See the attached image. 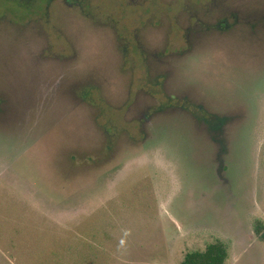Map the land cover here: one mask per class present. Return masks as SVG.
Returning <instances> with one entry per match:
<instances>
[{"label": "rangeland", "instance_id": "rangeland-1", "mask_svg": "<svg viewBox=\"0 0 264 264\" xmlns=\"http://www.w3.org/2000/svg\"><path fill=\"white\" fill-rule=\"evenodd\" d=\"M48 1L0 0V264H264V0Z\"/></svg>", "mask_w": 264, "mask_h": 264}, {"label": "trees", "instance_id": "trees-1", "mask_svg": "<svg viewBox=\"0 0 264 264\" xmlns=\"http://www.w3.org/2000/svg\"><path fill=\"white\" fill-rule=\"evenodd\" d=\"M38 4L42 0H37ZM51 0L47 2L50 4ZM27 8L32 5L26 2ZM37 4V5H38ZM34 6V5H33ZM44 6V5H43ZM43 6L41 8H43ZM32 8V7H31ZM40 8V9H41ZM87 91V90H86ZM89 95V92L85 93ZM169 106H174V101L170 99ZM185 107V106H184ZM195 107V106H194ZM196 113L200 118L199 124L206 126L208 129L210 138L220 145L219 164L221 171L225 169L226 165V155H227V145L224 139L221 138L224 127L228 124L229 118L227 116H221L217 114L208 113L203 106L197 105L195 107ZM222 156V158H221ZM253 230L255 234L264 241V221L262 219H257L254 221ZM230 257V243L221 239H216L215 241L207 244L203 250H190L188 251L181 264H226Z\"/></svg>", "mask_w": 264, "mask_h": 264}]
</instances>
